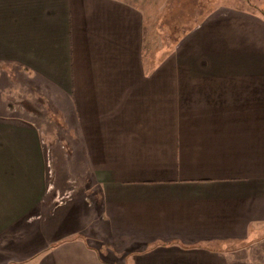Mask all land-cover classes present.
<instances>
[{"label":"crops","instance_id":"obj_1","mask_svg":"<svg viewBox=\"0 0 264 264\" xmlns=\"http://www.w3.org/2000/svg\"><path fill=\"white\" fill-rule=\"evenodd\" d=\"M199 15L159 62L126 0H0V264H264V14Z\"/></svg>","mask_w":264,"mask_h":264},{"label":"rangeland","instance_id":"obj_2","mask_svg":"<svg viewBox=\"0 0 264 264\" xmlns=\"http://www.w3.org/2000/svg\"><path fill=\"white\" fill-rule=\"evenodd\" d=\"M129 3L139 6L147 14L148 18L151 20V28H147L148 38L147 41L150 46L151 55L157 52L158 61L160 62L164 56L168 47L180 38V36L191 27L199 14L211 10L219 2H226L227 0H126ZM241 4L249 9L256 10L264 14V0H239ZM204 9V10H203ZM170 49V48H169ZM148 50V52H150ZM55 128L53 126L48 128L50 134L45 138V145L47 148V174L49 180V192L48 195L53 199L54 206L58 204H64V202L69 201L73 198L76 188L74 186L73 180L67 175L65 184L63 188H56V168L53 146L56 148L59 146L62 151L66 150V145L61 142L53 141ZM60 134V128L58 129ZM65 131L62 130V136ZM60 143V145H59ZM264 245V240H262L257 248Z\"/></svg>","mask_w":264,"mask_h":264}]
</instances>
